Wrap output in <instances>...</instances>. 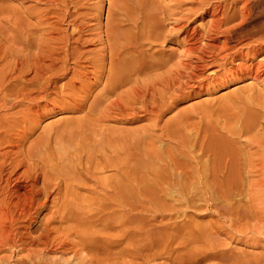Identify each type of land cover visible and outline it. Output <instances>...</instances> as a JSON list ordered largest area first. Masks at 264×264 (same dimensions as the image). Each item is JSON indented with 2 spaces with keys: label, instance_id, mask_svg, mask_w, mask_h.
<instances>
[{
  "label": "rangeland",
  "instance_id": "obj_1",
  "mask_svg": "<svg viewBox=\"0 0 264 264\" xmlns=\"http://www.w3.org/2000/svg\"><path fill=\"white\" fill-rule=\"evenodd\" d=\"M216 2L94 0L89 9L81 7L57 26L60 33H70L68 21L79 27L73 39L83 64L102 48L107 29L112 40L115 35H134L127 42L143 44L146 54L166 62L159 71L168 76L150 84L153 75L141 78L140 84L151 93L145 101L149 112L135 118L104 112L106 103L99 95L103 82L82 103L80 89L91 82L88 75L71 81L73 91L61 92L59 86L71 74L54 77L55 89L48 97L30 103L33 122L25 125L31 129L28 142L40 145L49 139L51 152L62 155L65 164L75 157L67 155L80 151L83 162L97 174V183H90L94 193L79 191L76 209L82 221L74 231L77 235L68 238L96 250H61L60 258L59 253L48 254L47 264L49 260L54 264H264V237L251 233L255 225L257 231L264 224V81L243 75L247 71L235 69L232 62L233 56H251L252 44L237 41L240 19L229 22L217 40L209 41L203 66L188 85L175 92L165 90L170 71L184 58L186 31L195 28L200 14ZM51 17L45 1L0 0V40L5 47L26 39L37 45L41 30L53 22L48 20ZM47 45L46 51L56 48ZM261 53L257 52L264 57ZM7 61L10 58L1 65ZM198 144L228 152L221 158L233 162L223 170V177L221 173L213 177L225 186L223 199L197 181L193 167L188 168L200 163ZM172 158L186 162L187 179H191L185 181V188L192 189L185 197L171 187L172 179H178L171 175ZM107 160L122 167L123 173L110 178L112 171L104 170ZM199 187L205 188L196 190Z\"/></svg>",
  "mask_w": 264,
  "mask_h": 264
},
{
  "label": "bare ground",
  "instance_id": "obj_2",
  "mask_svg": "<svg viewBox=\"0 0 264 264\" xmlns=\"http://www.w3.org/2000/svg\"><path fill=\"white\" fill-rule=\"evenodd\" d=\"M39 1L49 4L53 17L48 20L53 22L41 30L42 39L37 40L38 44L26 39L17 45L12 38V46L5 47V42L0 40V264H47L48 254L59 253L60 258L61 250L68 251L78 247L85 251L96 250L83 245L82 241L73 243L68 238L77 235L74 231L78 230L82 221L76 209L80 206L79 191L94 193L95 189L90 183H97V174L92 172L89 163L83 162L80 151L78 155H67L68 158L75 157L65 164L62 155L56 156L51 152L49 139L40 145L35 140L28 142L31 129L26 130L25 125L33 122L29 114L33 107L30 103L37 98L48 97V92L55 89L54 77L71 74V79L59 86L61 92L65 88L73 91L71 81L88 75L91 82L82 84L80 89L82 103L86 102L91 90L103 82L99 95L101 102L106 103L104 112H108V116L135 118L138 113L149 112V105L145 101L151 93L145 87L146 84H140L141 78L147 73L153 75L154 79L151 77L150 84L153 80L160 81V78L168 76L166 72L161 74L159 71L166 62L155 59L153 54H146L143 44L137 41L127 42L134 39V35H115L112 40L107 29L104 30L102 48L93 53L92 58L85 59L87 65L83 64L80 47L73 39V31L79 27L68 21L66 25L72 27L70 33H60L57 26L60 27L67 18L77 15L81 7L89 9L94 0ZM95 5L99 6V3ZM69 9L73 11L70 12ZM199 17L201 22L186 31L184 58L179 66H174L170 71L169 79L165 81L166 93L175 92L178 87L188 85L193 80L203 66V54L210 46L209 41L217 40L215 38L224 26L236 18L240 19L235 31L239 32L237 41H247L245 44H252V50L249 49L251 56H233L232 62L235 69L247 71L243 75L253 76L254 80L263 82L264 77L261 76L264 73V57L257 52L264 53V0H217ZM122 40L127 42L124 46L122 42V45L110 44L113 41L120 43ZM47 44H53L56 48L46 51ZM34 47L36 53L31 51ZM125 52L127 53L124 54ZM88 53L92 54V51ZM7 58L10 61L1 65ZM156 71L159 73L158 77L154 75ZM92 107L93 105L90 108ZM194 142L197 144V140ZM193 146L190 148H194ZM198 147L201 165L198 167L200 163H187L188 168L193 167L192 174L197 181L211 188L214 194L223 199L225 186L218 185L213 177L216 173H221L223 177V170H227L228 164L233 162H223L228 152L207 150L199 144ZM176 152L180 154L178 150ZM171 162V175H177L178 178L172 179L174 184L171 187L176 191L180 189V194L183 193L184 197L191 194L189 190L192 188H185V181L191 179H187L186 162L176 158H172ZM106 169L112 171L110 178L123 173L122 167L111 164V160H107L104 170ZM213 169L215 171L211 173ZM193 185L189 183V186ZM92 217L86 220H91ZM256 226L251 233L264 237V224L257 231ZM49 261L54 264V261Z\"/></svg>",
  "mask_w": 264,
  "mask_h": 264
}]
</instances>
